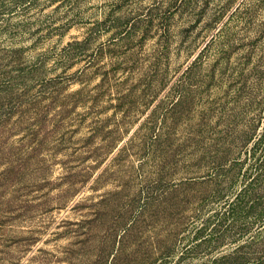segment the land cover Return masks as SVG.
Returning <instances> with one entry per match:
<instances>
[{"label": "rangeland", "instance_id": "rangeland-1", "mask_svg": "<svg viewBox=\"0 0 264 264\" xmlns=\"http://www.w3.org/2000/svg\"><path fill=\"white\" fill-rule=\"evenodd\" d=\"M0 264H264V0H0Z\"/></svg>", "mask_w": 264, "mask_h": 264}, {"label": "trees", "instance_id": "trees-1", "mask_svg": "<svg viewBox=\"0 0 264 264\" xmlns=\"http://www.w3.org/2000/svg\"><path fill=\"white\" fill-rule=\"evenodd\" d=\"M246 192V190H244V192L243 193H245Z\"/></svg>", "mask_w": 264, "mask_h": 264}]
</instances>
